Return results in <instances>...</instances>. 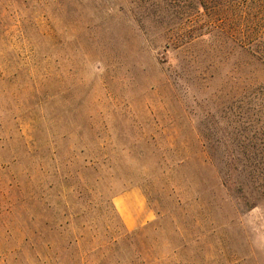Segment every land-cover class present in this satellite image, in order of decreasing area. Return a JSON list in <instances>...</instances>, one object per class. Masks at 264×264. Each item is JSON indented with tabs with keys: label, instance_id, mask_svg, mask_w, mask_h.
I'll use <instances>...</instances> for the list:
<instances>
[{
	"label": "rangeland",
	"instance_id": "obj_1",
	"mask_svg": "<svg viewBox=\"0 0 264 264\" xmlns=\"http://www.w3.org/2000/svg\"><path fill=\"white\" fill-rule=\"evenodd\" d=\"M189 1L0 0V264H264V65Z\"/></svg>",
	"mask_w": 264,
	"mask_h": 264
},
{
	"label": "trees",
	"instance_id": "obj_2",
	"mask_svg": "<svg viewBox=\"0 0 264 264\" xmlns=\"http://www.w3.org/2000/svg\"><path fill=\"white\" fill-rule=\"evenodd\" d=\"M199 1L197 3L190 0L187 7L195 13H199L201 8L213 10V13L221 16L218 18L222 22L220 25L226 19L229 23L231 21L233 28L230 36L233 45L264 65V2L262 0ZM213 2L216 4L212 5ZM243 82L245 87L238 100L240 108L238 113L241 118L244 117V131L247 132L243 134L244 141L225 144L227 165L223 177L227 183L231 178V172H238L240 169L247 179L251 177L254 181L260 180L261 187L264 188V81L247 78Z\"/></svg>",
	"mask_w": 264,
	"mask_h": 264
}]
</instances>
